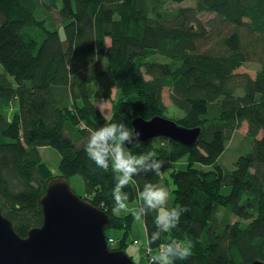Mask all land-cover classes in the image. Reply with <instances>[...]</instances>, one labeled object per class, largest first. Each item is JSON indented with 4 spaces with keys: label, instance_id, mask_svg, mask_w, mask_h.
<instances>
[{
    "label": "trees",
    "instance_id": "1",
    "mask_svg": "<svg viewBox=\"0 0 264 264\" xmlns=\"http://www.w3.org/2000/svg\"><path fill=\"white\" fill-rule=\"evenodd\" d=\"M183 1L0 0V211L19 237L42 224L40 199L56 176L38 150L51 148L60 156L58 176H80V197L110 217L106 240L116 246L108 248L126 253L123 237L133 218L113 210L111 161L107 170L96 168L84 148L90 131L105 124L131 130L136 117L167 118L162 93L168 89L181 113L170 120L201 132L190 148L165 138L126 147L133 155L154 151L164 162L161 176L141 173L122 189L126 203L138 209L139 192L152 183L169 188L168 209H188L154 243L149 235L158 211L141 220L150 249L145 264L171 242L192 246L188 259L173 264L264 261V0H194L193 8H164ZM200 14L213 17L203 23ZM154 54L166 61L148 60ZM103 61L118 89L108 119L95 106L110 98L109 89L94 87ZM247 63L259 70H245ZM243 123L249 151L226 171L219 158ZM222 187L229 193L222 195Z\"/></svg>",
    "mask_w": 264,
    "mask_h": 264
},
{
    "label": "water",
    "instance_id": "2",
    "mask_svg": "<svg viewBox=\"0 0 264 264\" xmlns=\"http://www.w3.org/2000/svg\"><path fill=\"white\" fill-rule=\"evenodd\" d=\"M131 127L141 132L139 142L165 138L189 148L196 145L201 132L199 127L187 128L162 116L136 117ZM40 205L42 224L24 238L0 211V264H134L124 251L108 248L105 228L110 217L76 195L68 179L51 178Z\"/></svg>",
    "mask_w": 264,
    "mask_h": 264
},
{
    "label": "clouds",
    "instance_id": "3",
    "mask_svg": "<svg viewBox=\"0 0 264 264\" xmlns=\"http://www.w3.org/2000/svg\"><path fill=\"white\" fill-rule=\"evenodd\" d=\"M140 136L141 132L134 128L130 130L122 123H108L90 131L84 148L87 158L96 168L107 170L111 161L112 171L117 181L112 193L115 212L127 209L125 202L129 196L122 189L130 182H134L135 176L150 172L156 176L163 174L164 162L157 159L154 151L140 155H133L126 151V145L139 142ZM170 194L168 188L152 183L145 184L143 191L139 192V200L142 203L133 213L135 220L141 221L150 212L158 211L155 219L156 230L149 235L150 243L159 240L162 233L176 228L180 216L188 211L186 207L168 209L166 205ZM191 255V244L171 242L160 246L159 253L151 257L150 264H173L175 260H186Z\"/></svg>",
    "mask_w": 264,
    "mask_h": 264
},
{
    "label": "rangeland",
    "instance_id": "4",
    "mask_svg": "<svg viewBox=\"0 0 264 264\" xmlns=\"http://www.w3.org/2000/svg\"><path fill=\"white\" fill-rule=\"evenodd\" d=\"M194 6H195L194 0H186V1H183L177 4L167 2L164 5V8H166L168 12H173V11H177L180 8H193ZM197 17L201 22L205 23L208 20H210L213 17V15L200 14ZM61 36H63L62 33H61ZM109 44H110L109 39H106L105 46L108 47ZM148 60H151L152 62L153 61H157V62L166 61L159 54H154ZM100 68L102 70L103 75H102L101 80L98 83H96L94 87L97 88L99 85L100 86L102 85L104 88L109 89L110 98L108 100H103V99L96 100L95 106L101 112V114L106 119H108L111 117V105H112V101L114 99H117L118 89L114 81V78L110 72L108 63L106 61H103ZM244 69L247 71H257L259 70V66L256 64L247 63L245 64ZM0 72H2L1 66H0ZM162 97H163V103L167 107V115H166L167 118L171 119V118H176L180 116L181 113L176 111L172 107L169 101L168 89L163 90ZM131 100L133 101L134 99L131 98ZM245 134H246V123H243L241 128L237 129L236 131L232 133L230 140L227 142L226 149L219 158L220 164L224 167L226 171H231L233 169V164L236 161V159L240 155L245 154L249 151V147H247L248 144L245 142ZM38 151H39L41 161L45 169L47 170V172L51 174L52 176H58L57 166L60 160L59 154L54 149H51V148H40ZM185 163H186V160L185 158H183L180 160L179 165L183 166ZM69 183H70L72 190L74 191L76 195L85 197L84 189H83V180L80 176H74L70 178ZM162 187H166V186H162ZM220 192L222 195L228 194L229 187H222ZM172 200H173L172 197L169 196V199L166 205L167 208L171 206ZM126 204H127L126 210L115 212L117 216L126 215L127 217H130L129 219L133 218V223L132 225H130V228L127 230L125 229L129 233V235L125 234V237H123L125 240V245L127 244L126 249H125L126 254L132 259L134 264H145V262L147 261V258L144 256V246H145L146 241L143 239L144 232H143V229L141 228L143 224H142V221H137L134 218L133 213L137 210L136 204L135 203H126ZM218 217L219 218L222 217V211L218 214ZM233 221H235V219L232 218L231 222ZM119 232L120 231H117V230H114V231L108 230V234L112 237H118V236L122 237L123 234ZM132 240L139 241L140 245L139 246L133 245L131 243ZM114 246H116V243L112 247Z\"/></svg>",
    "mask_w": 264,
    "mask_h": 264
},
{
    "label": "built area",
    "instance_id": "5",
    "mask_svg": "<svg viewBox=\"0 0 264 264\" xmlns=\"http://www.w3.org/2000/svg\"><path fill=\"white\" fill-rule=\"evenodd\" d=\"M114 243H115V241L113 239L107 240V244H109L110 246H112ZM133 245L139 246L140 244L139 243L137 244V240H134ZM159 249H160V247H159ZM159 249H158V251H159ZM149 253H150L149 247L144 246V255H147Z\"/></svg>",
    "mask_w": 264,
    "mask_h": 264
},
{
    "label": "crops",
    "instance_id": "6",
    "mask_svg": "<svg viewBox=\"0 0 264 264\" xmlns=\"http://www.w3.org/2000/svg\"><path fill=\"white\" fill-rule=\"evenodd\" d=\"M141 228L143 229V232H144V233L142 232V233H143V237H144L143 239H144L145 241H147L146 231L144 230L143 226H142Z\"/></svg>",
    "mask_w": 264,
    "mask_h": 264
},
{
    "label": "bare ground",
    "instance_id": "7",
    "mask_svg": "<svg viewBox=\"0 0 264 264\" xmlns=\"http://www.w3.org/2000/svg\"><path fill=\"white\" fill-rule=\"evenodd\" d=\"M107 241V240H106Z\"/></svg>",
    "mask_w": 264,
    "mask_h": 264
}]
</instances>
